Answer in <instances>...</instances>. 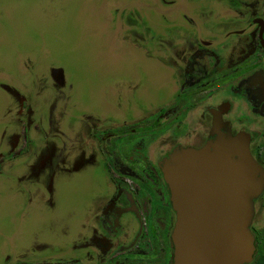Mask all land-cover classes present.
<instances>
[{
    "label": "rangeland",
    "instance_id": "obj_1",
    "mask_svg": "<svg viewBox=\"0 0 264 264\" xmlns=\"http://www.w3.org/2000/svg\"><path fill=\"white\" fill-rule=\"evenodd\" d=\"M194 1L205 10H213L217 0ZM217 6L216 13L204 20L210 27L199 24L198 31L184 32L183 12L193 11L187 0H0V255L2 244L28 238L47 219L34 209L39 207L22 205L26 199L20 190H14L17 181L11 176L30 183L28 175L41 155L54 151L51 144L63 150L70 169L57 174L76 170L73 147L78 138L71 127L78 111L76 104L85 114L108 116L106 127L111 128L157 116L162 103L154 108L162 97L197 90L189 94L192 110L185 118L188 134L195 133L202 109L214 101L219 90L217 85L207 84L217 74L216 61L211 51L200 47L199 39L215 40L237 22L235 6L230 12L223 4ZM168 20L176 22V34ZM52 67L64 70L66 84L61 92L54 86ZM43 80L52 87L48 86L51 95L42 109L35 99L25 147L23 104L39 93ZM181 96L183 100L185 94ZM179 108L178 116L184 107ZM83 113L78 112L76 118ZM169 135L173 136L172 131L152 141V156L162 143H171ZM125 138L130 144L133 136L128 133ZM23 147L26 151L13 158ZM74 177L57 184L56 198L64 212L83 205L101 180L97 170ZM32 180L45 188L48 173L40 170ZM39 203L45 208L46 197Z\"/></svg>",
    "mask_w": 264,
    "mask_h": 264
},
{
    "label": "flooded vegetation",
    "instance_id": "obj_2",
    "mask_svg": "<svg viewBox=\"0 0 264 264\" xmlns=\"http://www.w3.org/2000/svg\"><path fill=\"white\" fill-rule=\"evenodd\" d=\"M187 1L193 4V11L183 12L185 19L181 29L184 32L197 30L199 24L210 27V23L204 20L209 14L216 13L218 4H223L226 9L235 6L233 14L237 19L233 27L227 28L215 40L199 39L200 47L211 51L216 61L217 74L207 84L217 85L218 92L222 93L219 96L218 92L214 93V101L202 109L199 128L193 135L186 130V113L192 110L189 94L198 93L192 89L190 92L181 90L177 96L162 97L154 108L162 103L157 108V116L111 128L106 127L110 123L108 116L85 114L76 104L78 111L71 124L78 138L73 147L76 170L66 175L57 174L70 169L65 165L63 150L51 144L54 151L41 155L43 158L28 175L30 183L11 176L17 181L18 188L14 190H20L21 197L26 199L22 205L39 207L34 209L47 219L28 238L2 244L0 264H174L172 233L176 212L163 164L176 148H200L219 133L243 136L261 168L259 177L263 186L253 197V215L249 224L254 251L242 264H264V0H217L213 10L211 7L205 10L194 0ZM169 24L176 34V22L170 20ZM214 25L211 22V27ZM215 45V50H209ZM54 68H61L62 73L54 72ZM50 72L56 90L63 91L66 84L63 68L52 67ZM39 86V93H34L36 96L29 101L26 98L23 104L25 147L34 101L38 98L36 104L42 109L51 95L52 87L45 80ZM226 86L227 90H222ZM11 89L14 94H19L15 87ZM181 94H185L183 100ZM180 106L184 108L178 116ZM78 112L83 114L76 118ZM169 131L173 135L168 136L171 143L168 146L162 143L155 157L152 156L149 150L152 141ZM128 133L133 136L130 144L125 143ZM25 147L11 156H21ZM40 170L48 173L49 182L45 188L37 180L31 181ZM86 170L99 172V186L88 194L83 205L64 212L56 198L58 182L68 181ZM27 184H30L28 188ZM41 197H46L45 208L39 203Z\"/></svg>",
    "mask_w": 264,
    "mask_h": 264
},
{
    "label": "water",
    "instance_id": "obj_3",
    "mask_svg": "<svg viewBox=\"0 0 264 264\" xmlns=\"http://www.w3.org/2000/svg\"><path fill=\"white\" fill-rule=\"evenodd\" d=\"M163 172L176 212L174 264L248 261L254 251L252 200L263 180L245 138L219 133L200 148L178 147Z\"/></svg>",
    "mask_w": 264,
    "mask_h": 264
}]
</instances>
